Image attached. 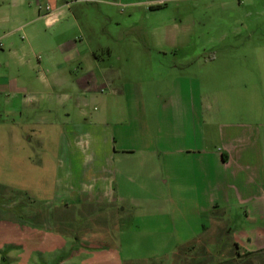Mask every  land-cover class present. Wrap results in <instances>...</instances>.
Wrapping results in <instances>:
<instances>
[{
    "label": "crops",
    "instance_id": "0c3cea01",
    "mask_svg": "<svg viewBox=\"0 0 264 264\" xmlns=\"http://www.w3.org/2000/svg\"><path fill=\"white\" fill-rule=\"evenodd\" d=\"M29 1L0 0V118L11 120L16 152L27 153L15 165L20 172L25 168L35 175L32 198L52 201L45 217H50L52 207L60 209L57 228L52 230L57 235L51 236V243H69L68 210L73 201L78 207L75 214L95 215L80 238L85 244L82 247L109 246L108 231L117 228L118 203L133 200L127 184L133 168L139 167L140 178L148 183L143 189L145 199L175 201L188 195L198 217L219 210L224 216H242L240 225L216 222L206 229L207 234L228 237L225 249L218 252L222 264H264L263 99L253 100L249 121L242 117L230 121L223 114L217 143L207 145L212 139L206 136L201 148L183 147L180 123L183 121L184 128L189 119L179 113L181 98L163 102L156 126L150 128L146 97L141 91L129 92L126 83L116 85L122 83L121 70L105 62L112 52L87 51L80 43L66 46L68 41L49 46L35 26L40 15L29 18ZM45 3L56 19L48 26H55L67 3ZM36 37L40 47L33 44ZM118 56L117 62L122 60ZM91 103L96 105L93 113L86 109ZM126 116L128 123L137 122L136 134L126 133V144L118 146L113 128ZM188 157L192 158V174L179 178L175 169ZM164 186L171 187L169 193L163 192ZM47 217L46 223L50 221ZM9 227L11 238L0 237L4 239L0 240V253L6 244H22L21 228L16 222ZM93 258L107 263L102 253H94Z\"/></svg>",
    "mask_w": 264,
    "mask_h": 264
},
{
    "label": "rangeland",
    "instance_id": "374dc122",
    "mask_svg": "<svg viewBox=\"0 0 264 264\" xmlns=\"http://www.w3.org/2000/svg\"><path fill=\"white\" fill-rule=\"evenodd\" d=\"M65 2L57 25L48 26L43 18L35 24L42 41L49 46L80 43L82 49L99 54L110 50L113 55L105 62L121 70L122 83L116 85L126 83L129 92L141 91L146 97L150 128L156 126L163 102L181 98L179 113L189 119L184 128L180 123L183 147L201 148L206 136L212 139L207 145L217 143L223 114L230 121L236 117L249 121L253 100L263 99L264 104V0H59ZM26 6L33 18L49 5L31 0ZM33 44L40 47L39 38ZM95 107L89 104L87 112L93 113ZM127 119L113 128L118 146L126 144V133L136 134L137 122ZM11 129V120L0 118V237L11 238L9 224L16 222L22 244H6L0 264H222L218 252L225 249L228 237L207 234L206 229L216 222L240 225L242 216H224L219 210L198 217L188 195L175 201L145 199L148 183L140 178L139 167L133 168L127 184L133 200L118 203L117 228L108 231L109 246L82 247L80 238L95 215L75 214L78 207L73 201L68 210L69 243L55 246L50 238L57 235L52 230L57 228L60 209L52 207L50 217L46 216L50 221L45 222L44 211L50 210L52 201L32 198L35 175L25 168L20 172L15 165L27 153L16 152ZM179 164L177 177H190L192 158ZM170 190L163 188L165 194ZM199 246H205L206 252ZM94 253L104 254L107 263L94 261Z\"/></svg>",
    "mask_w": 264,
    "mask_h": 264
},
{
    "label": "built area",
    "instance_id": "2783aa9c",
    "mask_svg": "<svg viewBox=\"0 0 264 264\" xmlns=\"http://www.w3.org/2000/svg\"><path fill=\"white\" fill-rule=\"evenodd\" d=\"M38 10H41L39 6H38ZM40 17L44 19L47 25L53 24L56 20L49 6L45 7L44 13L41 14Z\"/></svg>",
    "mask_w": 264,
    "mask_h": 264
}]
</instances>
